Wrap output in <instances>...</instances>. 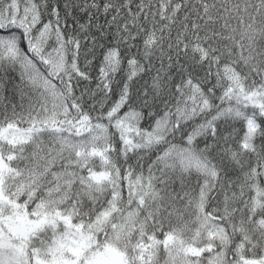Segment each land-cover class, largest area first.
<instances>
[{
  "label": "snow or ice",
  "instance_id": "obj_1",
  "mask_svg": "<svg viewBox=\"0 0 264 264\" xmlns=\"http://www.w3.org/2000/svg\"><path fill=\"white\" fill-rule=\"evenodd\" d=\"M0 264H264V0H0Z\"/></svg>",
  "mask_w": 264,
  "mask_h": 264
}]
</instances>
